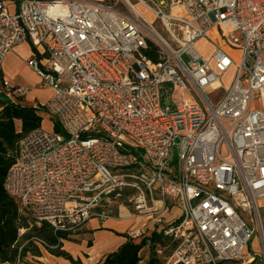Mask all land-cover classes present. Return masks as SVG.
I'll use <instances>...</instances> for the list:
<instances>
[{
    "label": "built area",
    "instance_id": "1",
    "mask_svg": "<svg viewBox=\"0 0 264 264\" xmlns=\"http://www.w3.org/2000/svg\"><path fill=\"white\" fill-rule=\"evenodd\" d=\"M23 43L61 127L22 139L5 180L34 227L72 236L128 206V239L171 240L160 264H264V0H0L14 105L31 88L3 63Z\"/></svg>",
    "mask_w": 264,
    "mask_h": 264
},
{
    "label": "trees",
    "instance_id": "2",
    "mask_svg": "<svg viewBox=\"0 0 264 264\" xmlns=\"http://www.w3.org/2000/svg\"><path fill=\"white\" fill-rule=\"evenodd\" d=\"M147 54L152 60H157V53L153 47H149ZM39 109L45 110L43 106L35 108L22 103L11 104L5 96L0 94V264L14 261L19 255L25 257L28 252L40 256L41 249L36 243L31 240L35 244L33 248L24 244L32 237L46 241L49 245L47 249L51 254L77 263L68 252L62 249L61 240H68L70 237L55 235L48 224H42L41 227H30L27 218L21 213L19 203L5 189L8 171L19 156L21 140L42 126L43 116ZM52 120L53 128L61 131L57 120L53 117ZM20 229L29 231L19 236ZM124 236L127 237V235ZM91 244L90 241L89 245ZM167 245H171V240L164 238L162 233L156 230L147 231L141 238L127 239L116 251L106 255L99 264H142L144 258L142 254L146 247L149 248L150 253L145 264H160L156 250L159 246ZM21 247L23 248L20 251Z\"/></svg>",
    "mask_w": 264,
    "mask_h": 264
},
{
    "label": "crops",
    "instance_id": "3",
    "mask_svg": "<svg viewBox=\"0 0 264 264\" xmlns=\"http://www.w3.org/2000/svg\"><path fill=\"white\" fill-rule=\"evenodd\" d=\"M8 7L11 11H14L17 5L9 2ZM34 52L35 48L30 43H23L16 46L4 60L3 76L10 79L14 85H22L31 88L30 93L22 99L24 103H26V101H33L34 99L42 104L52 96V90L49 88L45 89L49 92V96L46 100H38L35 96L36 92L41 91L39 86L41 87L42 84L40 79L26 64V60L30 58ZM33 81H36V83H33ZM178 212L179 215H177ZM180 213L181 210L176 207V209H173V214L168 219H175L180 216ZM141 222L142 220L140 218L133 215L130 207L123 206L120 209L119 216L115 218L105 221L92 219L86 227L87 233L82 234V237L79 238V242L74 243L71 240L62 239V249L72 256L74 261L77 262L75 264H99L106 255L116 251L123 245L128 239L124 235H127L129 229ZM154 230L155 227L150 226L148 232ZM88 240L92 241L91 245H89ZM144 250L147 254L144 256L142 264L148 261L150 253L148 247ZM41 255H33L32 258L41 260ZM43 258L46 260L44 264H74L64 257L55 256L53 254H49V256L44 255L42 259Z\"/></svg>",
    "mask_w": 264,
    "mask_h": 264
},
{
    "label": "rangeland",
    "instance_id": "4",
    "mask_svg": "<svg viewBox=\"0 0 264 264\" xmlns=\"http://www.w3.org/2000/svg\"><path fill=\"white\" fill-rule=\"evenodd\" d=\"M107 1H113V0H107ZM134 1V0H133ZM197 48L200 50V52L204 55V56H210L211 55V53H212V45L210 44V43H208V42H206L205 40H202V41H200L199 43H198V45H197ZM184 59L185 60H187V57L186 56H184ZM234 75H235V69H232V70H230L227 74H225L224 75V77H223V83L226 85V86H229L230 84H231V82H232V80H233V78H234ZM33 83H36V81H33ZM42 87V88H41ZM39 86V89H41V91H39V92H36L35 93V96L38 98V100H46L47 98H48V96H49V92L48 91H46L45 89V87H43V86ZM20 103H22L23 105H25V106H33V107H35L36 108V106H41V104L40 103H38V101H36V100H34L33 99V101H26V103H24L23 101H20ZM39 111H40V114L43 116V123H42V127L43 128H45V129H48V130H50L51 128H53V120H52V117H51V115L48 113V111H46V110H44V109H39ZM20 209H21V213H22V215L25 217V218H27V220H28V223H29V226L30 227H32V228H34V219H33V216H32V214H31V212L30 211H28V210H26V209H22L21 207H20ZM176 209V208H175ZM177 215H179V212H178V214ZM26 231H29V230H27L26 229ZM25 231V232H26ZM87 230H86V227L84 228V230L82 231H79L78 233H76L75 235H72V236H70V238H68V240H71L72 242H74V243H77V242H79V238H81L82 237V234H84V233H87L86 232ZM81 234V235H80ZM88 237V236H87ZM64 240H66V239H64ZM30 241V242H29ZM91 240H88V242H90ZM92 242V241H91ZM33 242H31V238L29 239V240H27L24 244H26V245H30V247H34L35 246V244L33 243ZM39 247V246H38ZM63 247V246H62ZM40 249H41V253H42V257L44 256V255H48L49 256V254H51L49 251H48V249L47 248H45V247H39ZM47 251H46V250ZM49 252V253H48ZM147 253L144 251L143 252V254L142 255H146ZM34 254H32L31 252H28L27 254H26V256L25 257H22L23 259H24V262H25V264H44L45 262H46V260L43 258L42 259V257H41V260H38V259H36V258H32V256H33ZM47 264V263H46ZM75 264V263H74Z\"/></svg>",
    "mask_w": 264,
    "mask_h": 264
}]
</instances>
